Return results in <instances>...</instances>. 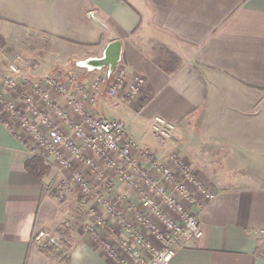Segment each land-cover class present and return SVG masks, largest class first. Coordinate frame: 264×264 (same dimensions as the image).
Listing matches in <instances>:
<instances>
[{
  "label": "crops",
  "instance_id": "1",
  "mask_svg": "<svg viewBox=\"0 0 264 264\" xmlns=\"http://www.w3.org/2000/svg\"><path fill=\"white\" fill-rule=\"evenodd\" d=\"M114 40L124 83L114 97L102 88L96 110L127 124L134 154L175 155L215 194L194 210L201 238L179 241L169 264H264V0H0V94L20 102L22 90L34 82L48 89L45 79L58 71L84 88L96 76L110 81L106 68L75 64L101 57ZM12 60L23 74L9 90ZM135 77L143 82L128 103ZM155 116L176 125L169 139L152 135ZM33 148L0 118V264H118L86 230L88 216L63 233L74 201L58 191L72 184L43 159L48 172L31 173ZM111 178L112 191H136ZM38 229L64 236L65 253L35 241Z\"/></svg>",
  "mask_w": 264,
  "mask_h": 264
},
{
  "label": "built area",
  "instance_id": "2",
  "mask_svg": "<svg viewBox=\"0 0 264 264\" xmlns=\"http://www.w3.org/2000/svg\"><path fill=\"white\" fill-rule=\"evenodd\" d=\"M7 70L5 86L19 88L22 69L12 60ZM111 75L108 83L106 77L96 76L84 88L73 72H55L45 79L48 89L34 82L31 92L19 93L20 102L0 94V118L6 116L11 126L17 125L30 137L33 149L46 163L70 173L79 203L90 204L86 230L99 239L98 245L110 258L118 264H169L179 241L201 238L194 210L215 194L175 155L157 156L147 148L133 153L135 144L127 135V125L96 110L99 91L104 88L106 96L114 97L122 87L125 69L118 64ZM142 82L135 77L130 83L131 98ZM175 128L161 116L152 119L151 131L158 139H169ZM145 159L153 171L141 163ZM112 176L136 191H112ZM131 193L137 195L136 201L129 198ZM98 229H105L106 236H96ZM33 238L65 252L63 237L54 232L38 229Z\"/></svg>",
  "mask_w": 264,
  "mask_h": 264
},
{
  "label": "rangeland",
  "instance_id": "3",
  "mask_svg": "<svg viewBox=\"0 0 264 264\" xmlns=\"http://www.w3.org/2000/svg\"><path fill=\"white\" fill-rule=\"evenodd\" d=\"M108 81V80H107ZM123 83H124V80H123ZM122 86H123V84H122ZM108 97H110V96H108ZM84 99V98H83ZM132 101V98H131V96H130V93L128 92V99H127V102L129 103V102H131ZM88 105V104H87ZM125 123V122H124ZM126 124V123H125ZM127 125V124H126ZM127 127V126H126ZM153 135V134H152ZM154 136V135H153ZM155 137V136H154ZM156 138V137H155ZM156 139H158V138H156ZM158 140H162V139H158ZM162 141H165V140H162ZM82 167V166H81ZM84 168V167H83ZM64 173L65 172H67V174H68V177L70 176V173L68 172V171H63ZM67 179V178H66ZM228 184H231V181H226ZM73 187V189H71L72 191H58V196L60 197V199L61 200H65V199H67L68 198V196H72L73 198H72V200L74 201V202H72V204L69 206V208H71L70 209V211H71V217L69 218V220H68V223L70 224V226H69V228L68 229H72L73 227H76V226H79V227H83L84 225H85V223H86V220H87V208L86 207H88L90 204H88V206H84V205H82V204H80L79 203V201H78V195H77V189H76V187L73 185L72 186ZM52 192V191H51ZM64 193L66 194L65 196H64ZM67 197V198H66ZM91 201V203L93 204V200L91 199L90 200ZM73 229H75V228H73ZM101 229H98L97 230V233H96V236H99V231H100ZM49 231V230H48ZM43 246H45V247H48L47 245H43ZM50 247V246H49ZM54 249V248H53ZM55 250V249H54ZM64 251V250H63ZM62 251V253H65V252H63ZM66 251V250H65ZM55 252L56 253H58V254H62L61 253V251H57V250H55Z\"/></svg>",
  "mask_w": 264,
  "mask_h": 264
},
{
  "label": "water",
  "instance_id": "4",
  "mask_svg": "<svg viewBox=\"0 0 264 264\" xmlns=\"http://www.w3.org/2000/svg\"><path fill=\"white\" fill-rule=\"evenodd\" d=\"M122 43L119 40L111 41L105 48L101 57H92L79 61L80 67L90 71L106 68L108 74H111L121 59Z\"/></svg>",
  "mask_w": 264,
  "mask_h": 264
},
{
  "label": "trees",
  "instance_id": "5",
  "mask_svg": "<svg viewBox=\"0 0 264 264\" xmlns=\"http://www.w3.org/2000/svg\"><path fill=\"white\" fill-rule=\"evenodd\" d=\"M26 168L36 176L44 175L48 172L49 167L44 163L40 156L34 155L29 162L26 163ZM68 228L63 233H68ZM63 234V235H65ZM62 236V235H61ZM64 237V236H63Z\"/></svg>",
  "mask_w": 264,
  "mask_h": 264
}]
</instances>
